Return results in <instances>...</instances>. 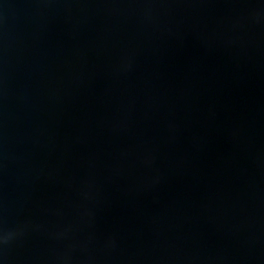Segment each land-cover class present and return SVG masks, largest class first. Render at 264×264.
<instances>
[{
  "label": "water",
  "instance_id": "water-1",
  "mask_svg": "<svg viewBox=\"0 0 264 264\" xmlns=\"http://www.w3.org/2000/svg\"><path fill=\"white\" fill-rule=\"evenodd\" d=\"M0 264H264V0H0Z\"/></svg>",
  "mask_w": 264,
  "mask_h": 264
}]
</instances>
